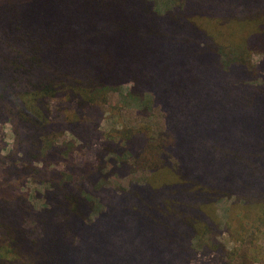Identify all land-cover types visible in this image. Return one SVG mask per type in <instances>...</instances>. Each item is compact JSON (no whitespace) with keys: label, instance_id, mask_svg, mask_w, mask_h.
<instances>
[{"label":"trees","instance_id":"1","mask_svg":"<svg viewBox=\"0 0 264 264\" xmlns=\"http://www.w3.org/2000/svg\"><path fill=\"white\" fill-rule=\"evenodd\" d=\"M112 92L173 140L126 187L141 154L112 131L73 156ZM0 124V264H193L205 235L223 248L222 201L264 217V0H0Z\"/></svg>","mask_w":264,"mask_h":264},{"label":"rangeland","instance_id":"2","mask_svg":"<svg viewBox=\"0 0 264 264\" xmlns=\"http://www.w3.org/2000/svg\"><path fill=\"white\" fill-rule=\"evenodd\" d=\"M157 1L159 3L164 2V0ZM240 58H243L241 54ZM261 59V56L254 55L249 62L245 61L244 63L249 69H254ZM122 92L126 94V91ZM123 93L112 92L107 104L95 106L87 112L85 137L90 139V143L82 151L77 150L73 156L78 163L94 161L96 151L103 146L106 140L102 134L112 131L125 145L134 147L141 154L131 177L111 182L114 185L126 187L133 180H142L151 169L162 164L161 155L167 148L173 146V140L171 136L167 137L163 134L165 124L161 113H154L148 120L139 118L134 108L124 107L121 103ZM67 107H69L67 104L55 100L51 101L52 118L60 123L65 122L62 109ZM111 110L121 112L122 123L116 124L112 121ZM143 125L147 126L146 131L135 133L136 129ZM94 126H98L97 132L94 131ZM74 140L67 134L62 139V144L70 146L69 144L75 143V147L81 146L79 142ZM12 144L13 135L10 126L0 124V153L5 155ZM50 144L51 142H48L47 146ZM233 205L234 201L231 199L224 200L219 205V217L225 230L218 235L216 241L223 248L220 250L210 236L205 235L198 241L197 248L202 251L206 247L209 251L205 256L202 253L199 254L193 264H264V217L260 216L263 222L249 218L244 221L242 226L235 225L233 221L240 213L244 215L245 213L242 211L243 204L238 203L239 207L232 212L233 221L230 222L229 215H232Z\"/></svg>","mask_w":264,"mask_h":264}]
</instances>
